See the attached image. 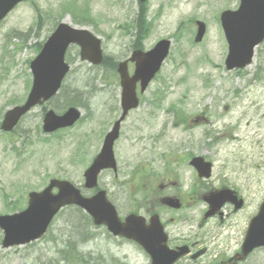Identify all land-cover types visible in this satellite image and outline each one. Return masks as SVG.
I'll list each match as a JSON object with an SVG mask.
<instances>
[{"label":"rangeland","instance_id":"rangeland-1","mask_svg":"<svg viewBox=\"0 0 264 264\" xmlns=\"http://www.w3.org/2000/svg\"><path fill=\"white\" fill-rule=\"evenodd\" d=\"M83 2L86 7L80 9ZM138 4L139 0H25L19 4L0 24V121L7 110L25 100L32 81L30 61L58 24H86L102 40L108 62L119 63L131 52ZM237 5L236 0H148V12L144 15L148 25L141 29L145 35L141 47L149 50L162 38L173 43L169 58L144 94L141 106L123 125L121 138L114 147L118 177L108 172L99 181V188L107 192L122 216L132 211L127 208L134 201L131 195L128 197V188L130 193L135 191L134 181L140 174L137 171L142 170L145 177L151 175L153 168H163V160L170 154H206L207 144L214 138L227 144L225 151L222 146L212 148L218 155L214 160L221 161L223 155H228L223 152L229 151L241 156L263 152L264 144L253 138L264 115V45L256 52L252 67L241 76L227 74L223 66L226 51L219 14ZM195 21L207 28L199 44H194L193 39ZM67 56L71 71L63 93L76 99L69 102L63 95L64 104L61 95L46 109L60 115L67 107H78L82 118L73 128L44 135L43 108L36 107L12 135L0 133L2 216L25 209L27 194L41 191L51 179L70 181L84 196L92 195L83 188L82 175L120 115V89L113 68L96 69L80 62L76 47ZM254 74L261 76L260 84L249 83ZM162 91L166 98L162 108L156 110L148 104L155 93ZM212 102L229 107L223 116L221 108L216 110V126L189 131H183L181 126L174 128L177 116L191 117ZM175 108L183 110L186 117L179 115V111L171 113ZM233 124L237 140L232 139L233 131L227 130ZM125 179L131 181L126 185ZM168 217L163 216L166 220ZM54 223L49 236L33 246L6 251L0 247V264H68L59 251L65 250L68 231L77 226L74 212L60 215ZM71 223L74 225L70 226ZM86 233L92 239L78 250L84 262L75 264H149L129 242L115 240L102 229ZM249 264H264V252L254 256Z\"/></svg>","mask_w":264,"mask_h":264},{"label":"water","instance_id":"water-1","mask_svg":"<svg viewBox=\"0 0 264 264\" xmlns=\"http://www.w3.org/2000/svg\"><path fill=\"white\" fill-rule=\"evenodd\" d=\"M19 0H0V20L6 13L17 4ZM241 9L236 14H224L223 27L227 32L230 56L228 60H234L238 67L244 66L251 61L252 46L262 40L264 34V0H241ZM204 28L200 25L197 39L200 40ZM77 43L81 46V56L83 60H89L93 64L100 62L99 44L91 38L86 31L71 29L62 24L52 34V38L45 44L39 58L32 64L31 69L34 73V87L28 99V103L22 108H15L7 113L3 123V129L10 130L17 120L32 105L39 103L40 99H49L57 91L61 78L67 71L63 65V53L68 44ZM167 46L158 45L152 53L135 56L136 70L133 79L126 76L125 65L119 68L121 76L122 107L124 113L135 106L132 101L133 85L136 81H141L144 87L159 69L161 62L167 55ZM123 113V114H124ZM80 114L78 111L70 109L62 117H54L48 114L44 120V131L51 132L57 128H67L76 123ZM117 128L105 141V148L101 155L93 162L91 168L84 174L86 177V188L92 189L95 186L96 176L106 168L112 161L111 147L112 141L117 136ZM56 187L60 190L57 196L50 194V189ZM29 207L26 212L15 216L0 217V227L4 231L5 239L3 247L12 245H23L30 241L38 240L47 230L50 221L58 213L59 209L70 204L87 211L97 225H106L107 229L114 236H122L139 244L151 257L152 264H173L177 255L166 250L164 243L165 237L162 229L157 223L144 226V221L134 216L126 218V223L121 224L116 218L114 209L106 202L104 193L92 200L80 197L79 193L70 185L64 182H52L47 191L41 194H31L29 196ZM264 207L261 209V216H264ZM247 240L243 246V254H248L254 247L264 245V228L259 229V225H253L247 235Z\"/></svg>","mask_w":264,"mask_h":264},{"label":"flooded vegetation","instance_id":"flooded-vegetation-1","mask_svg":"<svg viewBox=\"0 0 264 264\" xmlns=\"http://www.w3.org/2000/svg\"><path fill=\"white\" fill-rule=\"evenodd\" d=\"M204 160L207 159L204 158ZM173 161L176 162V165L173 166L174 163L169 160L170 167L165 172L166 177L158 181L156 184L157 189L155 187L151 188L152 203H159L163 197H172L181 206V210L171 211L175 215V219H171L170 223L165 225V229H168L169 248L176 249L186 245L190 250V255L201 248H206L205 258L207 256L214 258L206 264L230 261L241 249L248 223L256 215V210L254 212L248 210L252 206L250 202L255 200L258 195L264 200V161L246 162L235 166L228 164L217 166L214 167L213 174L209 179H198L196 173L192 170L190 184L181 160L176 159ZM191 187H195L197 190L191 192ZM225 189H229L234 193L231 194V197H235V200L225 201L224 206L215 217L202 220L208 209V205L204 200L205 197H208L209 192H214V190L222 192ZM159 193H161L160 196ZM223 198H228V194L225 193ZM239 199L243 203L241 208H238L237 204ZM198 202L203 205V210L196 222L197 228L204 229L205 226L210 225V220L214 219L215 224L222 227V235L212 237L211 234H206L205 237L201 238H192L188 234L181 236L179 232L182 233L183 230L192 228L193 218L189 216L179 217L178 214L183 210H189L193 204L196 205ZM216 253H221V255L216 257ZM245 261L242 264L247 263ZM183 262H191L190 256H186ZM195 264L205 263L196 262Z\"/></svg>","mask_w":264,"mask_h":264},{"label":"trees","instance_id":"trees-1","mask_svg":"<svg viewBox=\"0 0 264 264\" xmlns=\"http://www.w3.org/2000/svg\"><path fill=\"white\" fill-rule=\"evenodd\" d=\"M70 97V98H69ZM69 100L70 102L75 101V96H69ZM76 219V218H75ZM77 219L79 220V218L77 217ZM80 222H84L85 225L90 224V221L87 220L86 218H82V220ZM74 225L73 223L70 224ZM77 226H73V228L71 230L68 231L69 235L66 238L65 241V250L61 251V254L64 256V261L67 262L68 264H75L76 261L78 263H83L84 262V258L79 255V248L81 246V244H83L87 238L88 235H85L84 232H86L84 230V228H82L80 226V223L76 224ZM69 237H71L69 239Z\"/></svg>","mask_w":264,"mask_h":264}]
</instances>
